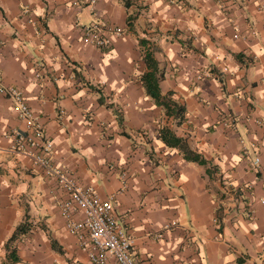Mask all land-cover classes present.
<instances>
[{
	"label": "crops",
	"instance_id": "0c3cea01",
	"mask_svg": "<svg viewBox=\"0 0 264 264\" xmlns=\"http://www.w3.org/2000/svg\"><path fill=\"white\" fill-rule=\"evenodd\" d=\"M133 3L0 0L3 84L24 93L53 163L112 199L138 264H264V151L251 163L264 138V0ZM106 22L125 35L102 51L81 28ZM141 39L165 71L162 94L186 106L180 125L146 92ZM164 127L209 165L167 147ZM23 130L0 95V264H88L61 213L68 195L15 149Z\"/></svg>",
	"mask_w": 264,
	"mask_h": 264
},
{
	"label": "built area",
	"instance_id": "2783aa9c",
	"mask_svg": "<svg viewBox=\"0 0 264 264\" xmlns=\"http://www.w3.org/2000/svg\"><path fill=\"white\" fill-rule=\"evenodd\" d=\"M81 30L84 39L102 51L111 48L113 37L122 38L125 35L123 28L107 22L83 26ZM0 95L15 102V111L24 123L23 132H15L16 151L27 155L68 195L67 200L60 204L61 213L68 231L78 238L80 246L87 252L88 264H138L132 255L134 239L115 216L112 199L103 200L93 188H82L63 166L53 163V141L37 122L35 111L24 93L15 87L5 86L1 74ZM241 143L243 156L249 158V147L245 146L244 140ZM251 148L256 153L251 160L252 166L260 169L264 138L252 142Z\"/></svg>",
	"mask_w": 264,
	"mask_h": 264
},
{
	"label": "trees",
	"instance_id": "16d2710c",
	"mask_svg": "<svg viewBox=\"0 0 264 264\" xmlns=\"http://www.w3.org/2000/svg\"><path fill=\"white\" fill-rule=\"evenodd\" d=\"M121 1L129 12L134 4L133 0ZM138 16L139 15L136 12L129 15L128 26L130 29L133 28L134 21ZM140 45L145 49L144 61L147 69L141 79L147 94L154 99L156 104L165 110L168 117H173L177 120L179 125L182 124L186 119V106L181 101L174 99V92L171 91L167 94H162L160 84L165 78V71L160 68L158 61L155 59V48L147 39H141ZM218 80H220V82L223 81L219 76ZM160 139L167 147L180 150L184 159L188 162L196 163L200 166L209 165V161L206 160L204 156L190 147L186 138L177 136V134L169 127H164L160 130ZM31 230L32 227L30 223L25 222L18 227L11 240L13 241L21 236L27 235Z\"/></svg>",
	"mask_w": 264,
	"mask_h": 264
}]
</instances>
